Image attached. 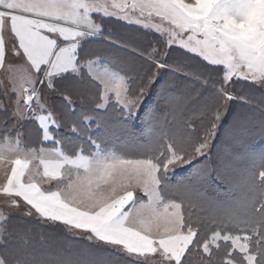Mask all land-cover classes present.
Instances as JSON below:
<instances>
[{"label": "snow or ice", "instance_id": "snow-or-ice-1", "mask_svg": "<svg viewBox=\"0 0 264 264\" xmlns=\"http://www.w3.org/2000/svg\"><path fill=\"white\" fill-rule=\"evenodd\" d=\"M111 19L159 36L129 51L127 40L111 39ZM172 46L193 54L187 59L197 66L176 62L175 71L160 73ZM0 69L7 78L0 82L4 203L34 218L27 224H54L87 242L57 262L24 246L12 252L30 229L14 228L0 211V264H264V195L247 203L245 235L209 226L235 219L243 202L247 123L234 125L231 147L215 162L175 186L168 179L172 168L207 156L229 102L251 98L258 86L264 104V0H0ZM193 81L205 95L188 132ZM242 81L251 83L242 88ZM154 85L161 103L138 133L131 120ZM62 131L80 143L63 141ZM142 137L150 144L140 147ZM114 141L123 144L108 151ZM51 180L54 189H42ZM253 183L264 188V161ZM218 185L241 192L235 210L205 196Z\"/></svg>", "mask_w": 264, "mask_h": 264}, {"label": "trees", "instance_id": "trees-1", "mask_svg": "<svg viewBox=\"0 0 264 264\" xmlns=\"http://www.w3.org/2000/svg\"><path fill=\"white\" fill-rule=\"evenodd\" d=\"M103 46L104 45H101V47ZM112 55L115 58H119L123 57L125 52H115V50H113ZM136 64L139 66V61H136ZM165 80H168V78ZM157 83L159 84L160 80L157 81ZM153 88L154 90H150L146 96L136 119L131 120V126L138 133L145 128V114L148 109L156 107L161 103L159 88L156 85H154ZM187 89L193 94V98L185 107V112L187 114L184 118L185 120L193 121L190 127H192L191 130L195 131L199 122L198 102L201 96L205 95V93L199 91L197 94L198 84L194 82H190ZM173 91H179V89H174ZM57 99L59 100L61 98L57 97ZM232 103L233 105L228 109L226 116L222 120L223 125L221 132L217 136L215 146L210 155L198 159L189 168L177 173L171 178L170 182L175 186L178 183L188 181L193 177L196 169L202 167L209 158H211L212 162H215L219 153L224 152L231 147L230 136L234 125L247 123L248 131L252 134V138L247 143L245 153L242 154L240 165L239 179L242 185L245 186L243 202L235 213V219H221L219 223L213 220V223L209 225L210 227H217L218 230L224 228L229 234H244L245 224L243 223V220L247 213V203L249 201L254 202L259 200L261 196L264 195V188L253 183V177L255 173L261 170L262 161H264V135L259 134L261 124L264 123V113L240 102ZM168 123L169 125L174 124L171 118H169ZM188 132H190L189 128ZM58 135L63 138V141L71 140L74 144L80 143L79 140L67 131H62ZM201 136H203V134ZM122 144V141H114L109 145L108 151H113ZM148 144H150V140L142 137L140 147H145ZM90 151L94 152L95 150L91 149ZM205 196H207L209 200L219 204L223 211L229 212L235 210L236 202L241 199V192H230L224 186L218 185L215 191L210 190L205 192ZM191 211L199 213L200 210L193 208ZM11 218H13L12 226L14 228L18 226L20 228L27 226L30 229L29 235L25 236L22 241H13L14 247L10 249L12 252H16L19 250L20 246H24L26 251L40 257L41 259L57 262L74 258L71 256V253L75 249L84 247V243L80 242L81 240L71 238L67 231L63 230V228L56 227L54 224L51 226L42 223L31 225L27 224V222L33 219H24L20 217ZM20 235H23V232H20Z\"/></svg>", "mask_w": 264, "mask_h": 264}, {"label": "rangeland", "instance_id": "rangeland-1", "mask_svg": "<svg viewBox=\"0 0 264 264\" xmlns=\"http://www.w3.org/2000/svg\"><path fill=\"white\" fill-rule=\"evenodd\" d=\"M186 2H192V0H186ZM95 15L96 14H93L94 17H95ZM153 19H154V22L160 23V21L157 18H153ZM162 27L163 28H168L170 26L167 25L166 22H164L162 24ZM108 28L110 30H112V32H113V35H112L111 39H116L117 37L119 38V40H117V43H121L124 40L128 41V50L129 51L131 50V47L133 45L144 46L147 41L155 40L159 36V34L156 33L154 28L151 31H146L144 28H142L140 26H137V25H134V24H129L127 21L119 20V19H111L110 22L108 23ZM157 47H159L158 44H157ZM173 48L175 50H173ZM169 51L172 52V55L170 57H166V59L169 60V65L170 66H169L168 69H160L159 70L160 73H164V72L171 73L172 71H175L176 70V62L185 63L190 68L197 66V59L194 58V59H192L190 61L187 59L188 56H192L193 54L184 52V50L180 49L178 46L170 47ZM20 68L26 70L25 62H21ZM22 74L23 73L21 71H19V70L16 73V75L18 77L20 75H22ZM166 78L171 79L172 77L171 76L164 77V79H166ZM158 81H159V77H158ZM0 82H3L4 84H7V78H6L5 74L3 73L2 69H0ZM194 83H196V82H194ZM250 83L251 82H249V81H242L241 82L242 88L244 86L249 85ZM251 91H252V97L251 98H245V100H238V101H233V102H240V103L246 104L247 106H250V107H252V108L264 113V104L261 103V95H262V93H261L259 87L257 86L256 88L251 89ZM232 105H233V103L229 102L227 111ZM227 111L225 112L224 117L226 116ZM136 117H134L132 120H135ZM222 120H221L220 126H219V128H218V130L216 132V135L212 139H210V141H209V148H208L207 153H206L207 156L210 155L212 149L215 146V143H216V140H217V136L221 132L222 125H223ZM191 129H192V127H189V131L193 132L194 130H191ZM202 134H203V132H201V135ZM202 157H204V156H198L195 160L192 161V163L187 164L185 166L172 168L170 170L168 179L171 180V178L174 177L177 173L189 168L194 162H196L198 159H200ZM4 167H7V165H4ZM63 171L64 170H62V173H63ZM3 181H4L3 170H0V183H3ZM56 183H57L56 180L45 181L40 186L42 187V189L43 188H52V189H54V186L56 185ZM137 192H140V194H141V196L143 198V194H142L141 190L137 189ZM4 201H5V197H4V195L2 193H0V211L5 212L10 217H20V218H24V219H34L32 217L23 216L20 211L9 210L10 206L6 205L4 203ZM21 203H22V201H21ZM67 233L71 236V238L79 239L81 241L83 240V237L79 233H77V235H75V236L70 234L68 231H67ZM234 235H241L242 236V235H245V233L244 234H238L237 233V234H234ZM84 243H87V242H84Z\"/></svg>", "mask_w": 264, "mask_h": 264}]
</instances>
